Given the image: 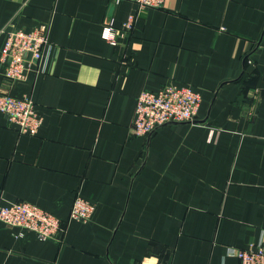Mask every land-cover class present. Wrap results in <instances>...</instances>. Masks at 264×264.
<instances>
[{
  "label": "crops",
  "instance_id": "1",
  "mask_svg": "<svg viewBox=\"0 0 264 264\" xmlns=\"http://www.w3.org/2000/svg\"><path fill=\"white\" fill-rule=\"evenodd\" d=\"M9 23L48 24L50 44L26 82L0 64V90L43 117L28 135L0 111V204L31 202L66 230L0 222V264H239L264 239V0H0ZM169 82L201 95L199 123L135 135L139 93ZM77 196L88 221L69 220Z\"/></svg>",
  "mask_w": 264,
  "mask_h": 264
},
{
  "label": "built area",
  "instance_id": "2",
  "mask_svg": "<svg viewBox=\"0 0 264 264\" xmlns=\"http://www.w3.org/2000/svg\"><path fill=\"white\" fill-rule=\"evenodd\" d=\"M120 2L121 0H115ZM138 9L162 7L166 0H131ZM135 15L131 14L124 23L130 29ZM10 24V25H9ZM0 29L5 40L0 48V64L3 67L4 81L10 84L26 82L30 75H37L45 69V55L49 41V25L41 23L27 29L9 23ZM116 29L107 24L103 37L116 43ZM201 95L189 85L173 82L160 90L143 89L136 101L132 129L135 135H148L162 126L172 123H199L198 111ZM0 111L7 114L20 133L36 135L43 123L31 95L16 96L8 90H0ZM95 205L82 196H77L69 220L88 221L95 212ZM0 222L7 227L20 228L16 236L22 237L25 231H33L40 240L55 239L66 230L65 221L55 214L28 201H15L0 204ZM239 264H264V239L257 245L238 249Z\"/></svg>",
  "mask_w": 264,
  "mask_h": 264
}]
</instances>
